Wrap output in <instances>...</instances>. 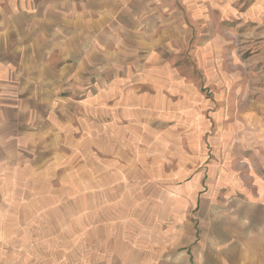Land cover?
I'll return each instance as SVG.
<instances>
[{
  "label": "crops",
  "instance_id": "1",
  "mask_svg": "<svg viewBox=\"0 0 264 264\" xmlns=\"http://www.w3.org/2000/svg\"><path fill=\"white\" fill-rule=\"evenodd\" d=\"M237 1L0 0V114L5 112L6 100L13 103L20 115L23 107L38 105V92L57 98L65 91L63 102L69 104V98L78 94L79 88H85L78 95H82L83 106L91 108L94 129L112 130L109 133L113 140L132 148L138 144L134 139L135 129L150 141L163 140L162 144L164 134L161 136L159 130L186 129L188 132L183 136L171 135L166 139L169 149L157 151L162 162L167 155L166 160L177 166L171 170L152 169L151 173L145 170L142 176L162 179L165 185L173 184L179 194L181 185L176 180L190 178L183 185L185 192L191 195L203 188L210 197L204 205H210L214 217L207 218L203 227L204 237L210 243L208 255H215L219 264H264V117L255 111L238 107L234 111L222 105L211 112L215 133L207 139L213 124L203 114L213 101L203 99L196 86L189 85L162 55L164 50L175 49V40L183 29L188 34L182 4L191 12L201 5L212 10L214 3H219L221 17L227 18L237 16L238 11L233 9ZM259 2L252 11L260 7ZM208 48L213 49V45ZM212 81L215 80L211 78ZM221 83L217 100H223L222 93L228 86ZM31 100L33 103L29 105ZM81 105L77 103L78 108ZM1 117L0 129L7 130L5 117ZM19 121L12 129L19 128ZM117 130L121 134L114 132ZM146 130L153 131L154 136L149 137ZM201 163L205 164L203 169ZM107 172L108 175H103L104 172L96 170L91 181L78 180L76 191L107 195V202L94 203L92 215L100 220L119 217L126 222L132 217V206L127 203V197H116L113 192L120 190L126 195V190L132 187L113 186L112 178L122 183L129 174L124 170ZM139 200L135 204L139 206L135 210L140 211L137 242L146 250L154 246L152 230L145 226V218L149 216L154 228L158 227L156 242L161 249L158 242L163 243L168 232L165 229L168 207L163 201L154 206L148 194ZM104 213L108 216H102ZM41 214L44 218L35 217L44 221L50 231L51 217L46 219ZM76 216L80 225L85 224V218L78 213ZM25 217H15V226L28 224L30 217ZM169 226L172 241L178 245L182 239L188 244L193 240V222L182 223L179 206H173ZM182 229L188 230L185 238L181 237ZM118 234L121 242L128 241L126 230ZM15 238L13 235L3 244L0 242V264H149L148 258L155 256L151 248L141 252L139 263H134L130 260L132 247L111 249L114 240L111 233L99 248H94L99 236H93L86 244H80V236L71 238L74 243L71 249L61 246L70 238L53 241L50 235L41 239L48 249L34 245L31 250L12 251L13 246L18 247L13 243Z\"/></svg>",
  "mask_w": 264,
  "mask_h": 264
},
{
  "label": "rangeland",
  "instance_id": "2",
  "mask_svg": "<svg viewBox=\"0 0 264 264\" xmlns=\"http://www.w3.org/2000/svg\"><path fill=\"white\" fill-rule=\"evenodd\" d=\"M256 2L259 1L238 0L233 8L238 11L237 16L227 18L221 17L219 3H214L212 10L205 9L201 5L191 12L182 4L180 8L188 34L184 33L183 29L182 34L175 40V49L164 50L162 54L173 63L179 75L187 79L189 85L196 86L203 99L213 101L212 107L208 111L204 110L203 114V117L213 124L207 132V139L215 133L212 118L214 113L211 112L222 105L234 111L237 107L246 111H255L264 117V1L261 0L260 7H255V11H252L253 6L257 5ZM208 45H213V49H206ZM211 78L216 82H211ZM221 81L226 82L228 86L222 93L223 100H217L215 96L221 94L219 91ZM84 89L79 88L78 94ZM38 93V105L23 107L20 115L16 113L17 109L12 107L13 103L5 99L3 106L5 112L0 114V121L2 122L3 119L1 116H4L6 127L10 128L0 129V242L2 244L16 235L17 238L13 243L18 247L13 246L12 251L31 250L34 245L48 249L46 242L41 239L44 240V237L52 235L53 241L60 239L66 241V238H70L61 246L72 249L74 243L71 238L76 239L80 236V244H86V241L93 236L95 238L99 236L100 241H95L94 244V248H99L111 233L114 235V240L110 243L111 249H120L122 246L132 247L130 260L139 263L140 253L150 251L152 247L146 250L141 242H137L136 236L140 233L138 216L140 211L135 210L139 207L135 204L137 199L139 202V198L148 194L153 200L150 203L154 206L157 203L160 205L159 202L163 201L168 207L165 209V229L168 232L164 234L163 243L158 242L159 245L162 244L161 249L157 247L156 242L158 227L154 228V222L149 216L145 218L147 224L145 226H148V230H152L151 238L154 245L152 251H155V256L148 258L149 264H219V259L215 255H208L210 243L204 237V222L207 218L214 217L210 205H204L205 199L210 198L206 190L201 188L190 195L183 190L184 183L190 178L182 177L176 180V184L181 185L179 194L174 191L173 184L165 185L162 184V179L156 177L147 179L142 176V171L145 170L149 172L161 168L171 170L177 166V163L166 160L167 155L162 162V155L157 151L169 149L170 144L166 139L171 138V135L183 136L188 132L186 129L159 130L161 136L164 134L163 144V140L160 143L150 141L135 129L133 134L138 144H134L132 148L118 140H113L109 133L112 130L94 129L91 122V108L83 106L85 104L82 102V95L75 94L69 98V104H66L63 102L66 98L62 96L65 91L60 92L57 98H51L45 92ZM228 94L231 97H228ZM85 96H88L87 92ZM32 103L31 100L29 105ZM77 103L84 107L83 113L80 112L81 107L78 108ZM26 109L28 112H24ZM34 110H37V113H34ZM18 121L21 124L19 128L12 129ZM114 132L121 134L122 131ZM146 132L149 137L154 136L153 131L146 130ZM93 140L97 143L94 144ZM204 166L205 164L201 163L200 169ZM96 170L104 172L103 175H108L107 171L111 173L118 170H124L129 174V177L121 180L122 183L118 180L115 182V178H112V185L132 187L126 190V195L120 190L114 189L113 192L116 197H127V203L132 206L131 219H127L126 222L119 217L111 220L108 213H104L102 216H108L109 223L108 219L100 220L99 216L92 215L94 203L107 202L105 198L107 195L77 192L76 187L78 180L91 181ZM168 180L164 178V181L168 182ZM98 195L99 197L94 200L93 197ZM174 205L181 208L182 223L188 220L193 222L191 231L193 240L189 244L182 239L186 234L188 235L186 229L181 231L180 245L172 241V229L169 225ZM41 213H44L46 219L51 217L50 231L44 225V221L40 222L41 220L37 219V217L44 218ZM77 213L82 219L85 218V224L81 222L80 225L76 221ZM18 216L22 219L29 216L28 224L15 226L17 224L13 219ZM68 220L73 222L68 224ZM99 221H102V224ZM78 229H80L79 234L76 233ZM122 230L127 231L126 235L130 240L124 239L121 242L118 232Z\"/></svg>",
  "mask_w": 264,
  "mask_h": 264
}]
</instances>
